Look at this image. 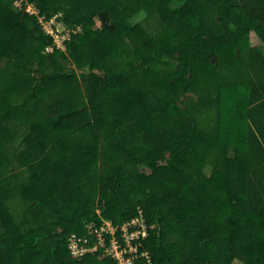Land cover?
<instances>
[{
    "label": "trees",
    "instance_id": "1",
    "mask_svg": "<svg viewBox=\"0 0 264 264\" xmlns=\"http://www.w3.org/2000/svg\"><path fill=\"white\" fill-rule=\"evenodd\" d=\"M15 2L0 0V264H115L73 258L67 237L139 212L151 264H264V0Z\"/></svg>",
    "mask_w": 264,
    "mask_h": 264
},
{
    "label": "built area",
    "instance_id": "2",
    "mask_svg": "<svg viewBox=\"0 0 264 264\" xmlns=\"http://www.w3.org/2000/svg\"><path fill=\"white\" fill-rule=\"evenodd\" d=\"M27 7L30 13H37L34 6L27 4ZM49 24L51 25V21L45 23V28L52 34L55 46L58 47L59 44L56 45V43L63 44L64 40L69 39V33L60 35L58 31H53ZM85 227V236L73 233L67 237V247L73 258H81L86 253L101 250L103 255L115 264H134L135 259L139 257L145 258L147 263L151 264L150 257H147L148 252L140 251L142 239L148 236L145 219L141 212L119 226L103 220L100 225L91 222Z\"/></svg>",
    "mask_w": 264,
    "mask_h": 264
},
{
    "label": "rangeland",
    "instance_id": "3",
    "mask_svg": "<svg viewBox=\"0 0 264 264\" xmlns=\"http://www.w3.org/2000/svg\"><path fill=\"white\" fill-rule=\"evenodd\" d=\"M23 0H16V2H15V4L16 5H18V6H21V2H22ZM25 10L27 11V12H29L30 10H29V8L27 7V5H26V7H25ZM30 13V12H29ZM32 14V13H31ZM56 17H57V15H55V19H54V21H53V23L56 25V27L58 28V34H60V35H64V34H66V33H69L71 30L70 29H68L65 25V27L61 24V22H59L57 19H56ZM145 17V14L144 13H142V14H139L138 16H136L134 19H132V23H135V22H137V21H139V20H142L143 18ZM54 18V17H53ZM50 25V24H49ZM48 25V26H49ZM100 26V24H99V22H96V24H95V28L96 27H99ZM79 29H77L76 31H80V27H78ZM250 41H251V44L253 45V46H255V45H257L258 43H259V40L257 39V37L255 36V34L254 33H251L250 34ZM57 44H59V46L58 47H61V49L64 47V45L62 44V43H56V45ZM57 47V46H56ZM84 85L82 86V90H84ZM22 128H25V126H23ZM209 167H206L205 168V171L208 173V171H209ZM17 171H20V168H18L17 169ZM97 213H101V211H97ZM86 228V227H85ZM73 234V233H72ZM71 235V234H70ZM148 252V251H147ZM147 257H150L149 256V253H148V255H147Z\"/></svg>",
    "mask_w": 264,
    "mask_h": 264
},
{
    "label": "crops",
    "instance_id": "4",
    "mask_svg": "<svg viewBox=\"0 0 264 264\" xmlns=\"http://www.w3.org/2000/svg\"><path fill=\"white\" fill-rule=\"evenodd\" d=\"M258 44H259V43H258ZM258 44H257V45H258Z\"/></svg>",
    "mask_w": 264,
    "mask_h": 264
}]
</instances>
